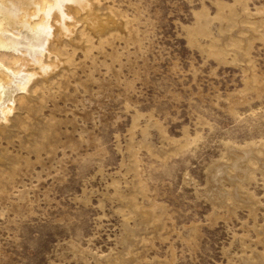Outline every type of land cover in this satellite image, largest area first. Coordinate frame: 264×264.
I'll use <instances>...</instances> for the list:
<instances>
[{"label":"rangeland","instance_id":"rangeland-1","mask_svg":"<svg viewBox=\"0 0 264 264\" xmlns=\"http://www.w3.org/2000/svg\"><path fill=\"white\" fill-rule=\"evenodd\" d=\"M90 4L0 121V264H264V0Z\"/></svg>","mask_w":264,"mask_h":264},{"label":"bare ground","instance_id":"bare-ground-1","mask_svg":"<svg viewBox=\"0 0 264 264\" xmlns=\"http://www.w3.org/2000/svg\"><path fill=\"white\" fill-rule=\"evenodd\" d=\"M90 2L0 0V121H7L14 103L23 99L20 92L27 91L34 75L47 74L58 65V58L51 60L49 55L62 52L55 43L56 34L69 35L70 24L87 16L91 25L102 24L101 18L92 15ZM85 9L87 14H82Z\"/></svg>","mask_w":264,"mask_h":264}]
</instances>
